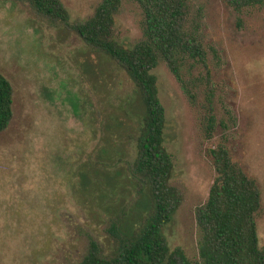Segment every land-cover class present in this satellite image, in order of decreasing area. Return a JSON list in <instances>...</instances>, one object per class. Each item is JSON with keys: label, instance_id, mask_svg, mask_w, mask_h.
I'll return each instance as SVG.
<instances>
[{"label": "rangeland", "instance_id": "rangeland-1", "mask_svg": "<svg viewBox=\"0 0 264 264\" xmlns=\"http://www.w3.org/2000/svg\"><path fill=\"white\" fill-rule=\"evenodd\" d=\"M60 1L67 25L37 15L28 3L0 0V74L13 88V119L0 134V264L76 263L87 236L108 253L109 223L121 217L130 231L147 212L148 195L131 177L139 93L70 27L90 17L100 0ZM192 7L200 11L206 48L218 56L208 51L214 113L227 121L228 110L236 126L206 137L202 113L168 65L160 61L152 73L165 111L171 182L182 194L163 235L170 249L199 261L195 211L216 176L211 151L224 142L258 188L255 225L264 247V5L240 14L222 0H193ZM141 19L137 5L123 0L114 27L122 46L142 39Z\"/></svg>", "mask_w": 264, "mask_h": 264}, {"label": "trees", "instance_id": "trees-1", "mask_svg": "<svg viewBox=\"0 0 264 264\" xmlns=\"http://www.w3.org/2000/svg\"><path fill=\"white\" fill-rule=\"evenodd\" d=\"M16 1L28 3L37 15L52 22H69L60 0ZM132 1L141 11L143 36L129 48L117 41L114 30L123 0H100L90 17L70 27L89 48L114 61L139 93L143 113L134 137L131 177L139 191L148 195L147 212L130 231L123 229L121 217L109 223L106 233L112 246L108 253L87 236L84 254L72 264H264V247L259 248L255 225L260 194L255 181L232 161L225 142L211 151L216 176L207 202L195 211L199 261L189 260L180 248L170 249L163 230L181 205L182 194L171 182L174 164L163 146L166 118L153 70L160 61L168 65L190 103L202 113L206 137L218 129L227 131L228 124L234 128L236 119L228 110L227 121L218 120L214 113L216 90L208 51L215 59L218 56L213 48H206L200 11L192 12L193 0ZM222 2L238 14L264 5V0ZM12 102L13 88L0 74V134L13 119Z\"/></svg>", "mask_w": 264, "mask_h": 264}]
</instances>
